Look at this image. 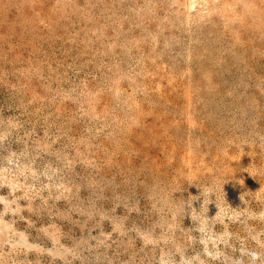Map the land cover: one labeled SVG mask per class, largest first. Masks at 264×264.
Returning <instances> with one entry per match:
<instances>
[{
	"label": "rangeland",
	"instance_id": "obj_1",
	"mask_svg": "<svg viewBox=\"0 0 264 264\" xmlns=\"http://www.w3.org/2000/svg\"><path fill=\"white\" fill-rule=\"evenodd\" d=\"M0 264H264V0H0Z\"/></svg>",
	"mask_w": 264,
	"mask_h": 264
}]
</instances>
